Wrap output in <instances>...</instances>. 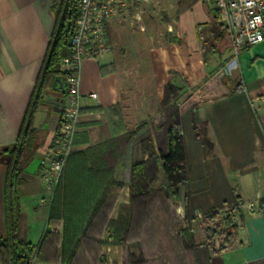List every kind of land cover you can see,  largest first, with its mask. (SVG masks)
<instances>
[{"label": "crops", "instance_id": "obj_1", "mask_svg": "<svg viewBox=\"0 0 264 264\" xmlns=\"http://www.w3.org/2000/svg\"><path fill=\"white\" fill-rule=\"evenodd\" d=\"M207 3L211 20L195 23L179 13L174 29L169 27L163 36L164 44L151 49L149 55L157 106L167 83L182 89V95L215 98L194 108L190 102L182 103L180 135L189 170L188 196L183 201L185 217L195 223L214 212L239 211L230 247L210 252L202 234L196 232L195 251L189 259H195L196 264H264V218L257 212V204L264 198V43L245 47L234 56L227 32L214 21V4ZM52 4L53 0H0V150L16 143L22 127L54 30ZM118 29L112 20L108 38ZM228 84L232 89L227 90ZM58 94H43L36 106L31 119L33 140L21 164V183L14 189L19 210L17 236L33 248L34 256L47 230L61 233L60 225L47 226L53 192L40 180L41 163L60 124V105L47 102V98L57 99ZM90 94H96L97 99L92 100ZM79 95V123L72 153L114 137L111 107L121 106L125 127L133 129L124 105L122 68L113 50L100 62H81ZM146 132L137 136L131 153L116 167L115 179L124 187L117 193L111 220L129 212V167L146 159L138 146ZM5 176L6 166L0 164L3 240L7 235ZM249 204L253 206L251 211Z\"/></svg>", "mask_w": 264, "mask_h": 264}, {"label": "trees", "instance_id": "obj_2", "mask_svg": "<svg viewBox=\"0 0 264 264\" xmlns=\"http://www.w3.org/2000/svg\"><path fill=\"white\" fill-rule=\"evenodd\" d=\"M72 2L53 0L54 30L22 127L16 143L0 150V157H6L4 205L7 227L6 238H0V264H28V256H34L33 248L17 236L19 210L14 189L21 183L20 168L25 153L31 147L34 136L31 119L40 98L43 94H53L51 84L56 77L60 78L66 90L67 74L60 69V61L69 50ZM211 3L214 4L213 1ZM213 17L219 24V12L215 7ZM181 96L182 89L167 83L158 105L157 118L140 121L131 130L124 125L120 106L111 107L109 115L114 137L69 155L53 191L47 218V226L60 225L61 233L49 230L44 233L35 252L36 263L106 264L99 249L109 244L122 249V264H149L148 253L158 250L159 238L164 236L171 247V264H189L187 254H194L196 243L187 228L181 232L176 229L171 201L179 197L180 188L185 202L188 196L189 170L180 135L184 102H179ZM62 97L58 94V98ZM212 99L215 98L197 99L192 94L185 101L194 108ZM148 128L151 135L139 141L146 159L129 167V212L118 214L115 220H111L109 217L117 193L124 187L115 179L116 167L131 153L137 136ZM159 182V187L155 188ZM239 204L241 202L238 201ZM257 212L264 218V198L259 200ZM219 213L214 212L205 219H212ZM236 229V224H233L229 231ZM229 231H224L226 243L232 241ZM206 246L214 252L207 243ZM191 264H196V260L192 259Z\"/></svg>", "mask_w": 264, "mask_h": 264}, {"label": "rangeland", "instance_id": "obj_3", "mask_svg": "<svg viewBox=\"0 0 264 264\" xmlns=\"http://www.w3.org/2000/svg\"><path fill=\"white\" fill-rule=\"evenodd\" d=\"M208 8H210V5L206 0H152L150 3L130 12L131 16L138 13V21L131 17L121 22L115 20L119 29L114 32L112 38L109 36L108 39L111 51L113 50V53L117 56L119 65L122 68L124 105L127 108L126 113L129 114L128 123L130 127L134 125V128L138 122L151 117L157 118L158 116L156 90L149 67L151 49L164 44L163 36L169 27L174 29L179 13L188 15L195 23H206L212 19L211 14L208 13ZM232 87V84H228L227 90L232 89ZM190 95L192 94L182 95L179 102L182 103ZM197 96V99L205 97L200 96V94ZM120 108L122 119H124L123 109L121 106ZM146 133L147 136L151 135L150 128L147 129ZM5 162L6 157H0V164L4 165ZM159 184L160 182L155 184L154 187L158 188ZM182 192L183 189L180 188L179 197L171 199L174 204L172 218L176 229L181 232L187 228L194 241L197 235L196 232H200L204 241L212 249L230 247L234 243L235 231H229V228L231 225L236 224L239 211L237 209L226 210L212 219L200 218L192 223L184 214ZM225 230L229 231L231 236L232 241L230 243L225 242L227 236ZM219 233L221 235H218ZM102 247L104 249L101 253L107 264H114V262L122 264L123 253L120 247L109 244ZM105 247L112 248L107 252ZM189 256L187 254V261L191 264ZM171 258V247L165 237L160 236L158 250L148 253L149 264H171Z\"/></svg>", "mask_w": 264, "mask_h": 264}, {"label": "built area", "instance_id": "obj_4", "mask_svg": "<svg viewBox=\"0 0 264 264\" xmlns=\"http://www.w3.org/2000/svg\"><path fill=\"white\" fill-rule=\"evenodd\" d=\"M152 0H73L70 20V45L60 61V69L67 74L66 90L60 104V124L55 133L48 155L41 163L40 180L53 192L64 164L72 153V143L79 123L80 95L79 69L85 59L100 62L111 52L108 25L112 20L128 17L139 20L138 9ZM214 2L219 12V22L227 32L234 56L245 47L264 43V0H206ZM92 100L96 94H90ZM248 210L253 206L249 204ZM112 247H105L107 252ZM104 249V247H103ZM28 264H35L33 254Z\"/></svg>", "mask_w": 264, "mask_h": 264}, {"label": "water", "instance_id": "obj_5", "mask_svg": "<svg viewBox=\"0 0 264 264\" xmlns=\"http://www.w3.org/2000/svg\"><path fill=\"white\" fill-rule=\"evenodd\" d=\"M67 31H68V29H67ZM69 45H70V40H68V46ZM51 89H52V92H55V93L59 92L60 95H63L64 88L62 86L60 78H58V77L54 78V80L52 81V84H51ZM61 101H62V98H57V99H54L53 97L47 98V102H49V103L55 102L58 106L61 104Z\"/></svg>", "mask_w": 264, "mask_h": 264}]
</instances>
